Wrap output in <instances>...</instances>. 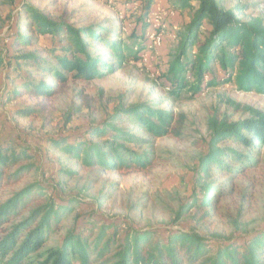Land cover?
<instances>
[{
	"label": "rangeland",
	"instance_id": "rangeland-1",
	"mask_svg": "<svg viewBox=\"0 0 264 264\" xmlns=\"http://www.w3.org/2000/svg\"><path fill=\"white\" fill-rule=\"evenodd\" d=\"M218 1L236 18L260 19L264 25V0ZM145 3L146 0H0V56L4 61L0 67V148L24 149L31 156L28 163L34 165L18 184L0 191V201L26 186L38 185L47 198L59 199L72 209L54 226L42 252L60 246L69 231L92 238L102 225H116L123 231L148 230L155 237L174 231L193 232L206 241L210 250L227 239L244 244L250 236L264 231V147L252 153V163L243 175L230 180L213 178L214 188L226 191L227 196L211 217L201 220L190 207L192 198L199 199L200 195L195 187V167L207 151L208 120L245 119L249 117L245 109L264 114V96L240 92L232 82L222 83L223 75L218 70L216 87L198 94L183 91L179 98L171 96L164 75L178 47L179 34L193 12L177 13L172 8L173 0H154L150 17L159 10L164 27L154 35L151 22L147 21L145 27L141 19ZM25 6L75 28L100 26L119 33L133 52L141 49L136 56L141 60H134L130 52L116 73L89 83L70 78L67 85L56 86L57 94L48 99L16 97L13 91H21L17 86L22 79L19 73L35 81L43 76L32 68L16 71L14 57L40 53L53 65L52 51L57 44L51 37L24 32L23 26L29 21ZM132 33L136 38L129 40ZM17 34L32 37V46L17 44ZM155 40L159 44H154ZM97 53L93 51V55ZM134 105L169 110L184 117L179 137L146 138L148 144L136 147L137 152L150 156L151 164L145 172H109L100 174L95 182L96 172L82 168L52 146L60 139L87 140L86 131L101 125L117 107ZM26 109L33 111L31 116L18 114ZM125 125L138 137H146L134 124Z\"/></svg>",
	"mask_w": 264,
	"mask_h": 264
},
{
	"label": "trees",
	"instance_id": "trees-1",
	"mask_svg": "<svg viewBox=\"0 0 264 264\" xmlns=\"http://www.w3.org/2000/svg\"><path fill=\"white\" fill-rule=\"evenodd\" d=\"M153 4L154 0H146L144 5L141 19L145 27ZM172 8L177 13L193 14L179 34L178 47L164 75L171 96L179 98L183 91L198 94L216 87L217 70L223 75L222 83L232 82L240 92L264 96V25L260 19L242 21L218 0H173ZM24 14L29 20L23 26L25 33L51 37L57 44L52 51L53 65L40 53L14 57L16 71L32 68L43 76L35 81L19 73L22 79L17 86L21 91H13L16 97L48 99L57 94L56 86L67 85L70 78L89 83L116 73L130 52L134 60H141L136 57L141 49L133 52L119 33L100 26L75 28L30 6H25ZM128 38L136 37L132 33ZM16 39L21 47L32 46V37L17 34ZM95 50L98 53L93 55ZM32 113L29 109L18 111L24 117ZM244 113L249 117L237 121L208 120L207 151L195 167V187L200 195L190 204L201 220L211 217L227 196L226 191L214 188L213 178L230 180L243 175L252 163V153L264 147V114L249 109ZM127 123L146 137L127 129ZM183 123L182 115L169 110L147 105L117 107L101 125L86 131L87 140L60 139L52 146L82 168L96 172L97 182L100 174L109 172H145L150 156L137 152L136 147L148 144L146 138L179 137ZM29 161L31 156L24 149L0 148V191L18 184L33 170ZM71 211L59 199L47 198L38 185L26 186L0 201V264H264V231L250 236L244 244L227 239L210 250L193 232L174 231L155 237L148 230L123 231L116 225H102L92 238L69 231L60 246L42 252L54 226Z\"/></svg>",
	"mask_w": 264,
	"mask_h": 264
},
{
	"label": "built area",
	"instance_id": "built-area-1",
	"mask_svg": "<svg viewBox=\"0 0 264 264\" xmlns=\"http://www.w3.org/2000/svg\"><path fill=\"white\" fill-rule=\"evenodd\" d=\"M107 2H110L111 0H106ZM148 21H150L151 22V28H152V30H153V34L155 35L156 34V32L157 31H161V29H163L164 27L162 26V14L160 13V11L158 10V11H156V12H154L152 15H151V17H150V19L148 20ZM158 38V40L160 41V35H159V37H157ZM158 40H155L154 41V44H159V41ZM159 46V45H158ZM150 48H151V46H150Z\"/></svg>",
	"mask_w": 264,
	"mask_h": 264
}]
</instances>
